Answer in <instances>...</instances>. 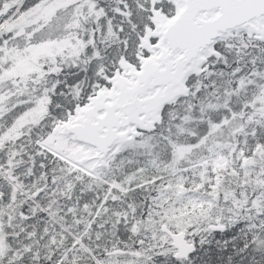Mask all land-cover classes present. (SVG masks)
<instances>
[{"label": "snow or ice", "instance_id": "obj_1", "mask_svg": "<svg viewBox=\"0 0 264 264\" xmlns=\"http://www.w3.org/2000/svg\"><path fill=\"white\" fill-rule=\"evenodd\" d=\"M0 264H264V0H0Z\"/></svg>", "mask_w": 264, "mask_h": 264}]
</instances>
